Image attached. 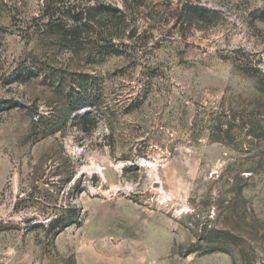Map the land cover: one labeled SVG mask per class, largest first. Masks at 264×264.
Masks as SVG:
<instances>
[{
  "label": "rangeland",
  "instance_id": "374dc122",
  "mask_svg": "<svg viewBox=\"0 0 264 264\" xmlns=\"http://www.w3.org/2000/svg\"><path fill=\"white\" fill-rule=\"evenodd\" d=\"M0 264H264V0H0Z\"/></svg>",
  "mask_w": 264,
  "mask_h": 264
},
{
  "label": "trees",
  "instance_id": "16d2710c",
  "mask_svg": "<svg viewBox=\"0 0 264 264\" xmlns=\"http://www.w3.org/2000/svg\"><path fill=\"white\" fill-rule=\"evenodd\" d=\"M201 12L202 10L201 9H198L197 7H193L191 8L190 10H188V17H194L196 19H203L204 17L201 16ZM200 14V15H199ZM58 14H51V16H49V19H52L53 21L49 24H47V26L51 29V30H54L56 32H64L66 34L67 31H65V26L64 24L62 23V21L58 20L59 18L57 17ZM56 17V18H55ZM82 20H87V21H90L88 20L87 18H82V15L79 16L78 18L77 17H73L72 18V21L74 23H81ZM69 36L71 34H68ZM85 117H82V119H84ZM62 222L61 219H57V220H54L53 222H51L50 224V229L53 230V229H63V228H66L68 226H70L72 224V222H68L66 224H60Z\"/></svg>",
  "mask_w": 264,
  "mask_h": 264
}]
</instances>
